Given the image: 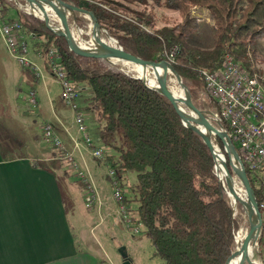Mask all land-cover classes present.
I'll use <instances>...</instances> for the list:
<instances>
[{
    "label": "trees",
    "instance_id": "16d2710c",
    "mask_svg": "<svg viewBox=\"0 0 264 264\" xmlns=\"http://www.w3.org/2000/svg\"><path fill=\"white\" fill-rule=\"evenodd\" d=\"M14 1L0 0V17L12 19L8 13ZM71 1L78 7L83 3ZM124 1L144 4L148 0ZM151 1L179 12L181 21L154 27L150 16L143 12L128 16L111 4L105 8L103 2L89 3L87 10L124 50L145 60L168 61L197 107L198 92L205 89L200 69H218L224 55L230 54L254 72L249 47L264 37V0ZM193 5L208 11L214 32V45L209 49L187 40L198 25L190 12ZM16 19L25 33L32 34L43 58L53 48L68 79L88 88L90 97L83 108L95 115L100 142L112 144L118 153L116 157L104 155L106 165L113 170V179L121 185L128 172H135L137 205L130 217L142 226L154 256L161 264H225L234 248L239 223L201 136L185 126L163 97L147 88L141 79L73 52L64 36L55 34L33 14L18 10ZM22 74L34 90L38 78L28 67H22ZM216 142L224 152L222 142L218 138ZM47 165L60 168L61 161L49 158ZM227 168L231 172L228 160ZM106 179L110 181L111 177ZM252 187L258 204L264 203V189ZM121 203L130 210L125 197Z\"/></svg>",
    "mask_w": 264,
    "mask_h": 264
},
{
    "label": "rangeland",
    "instance_id": "374dc122",
    "mask_svg": "<svg viewBox=\"0 0 264 264\" xmlns=\"http://www.w3.org/2000/svg\"><path fill=\"white\" fill-rule=\"evenodd\" d=\"M19 1L20 0L14 1L15 6H12L9 9L8 16L13 18L16 17L18 10H24L26 13L33 14L28 9L27 1ZM82 1L83 3L80 5V7L86 10L89 3L100 4L103 2V6L105 8L111 4L112 6L116 7L120 13L126 14L128 16L134 15L135 11L143 12L144 14L150 16L154 27H161L163 25L170 26L181 21L179 12L170 11L163 7H159L151 0H148L144 4L129 3L124 0ZM107 1L110 2L107 3ZM118 4L121 6H118ZM190 12L191 15L196 18L198 25L192 32L188 34V42L191 45L203 49L211 48L214 45V32L212 22L208 18L207 9L200 5H193L190 8ZM79 19L85 32L84 37L86 36L85 39L88 40V42L85 44H91V37L86 33L88 20L85 14H80ZM66 23L67 25L73 27V32L76 36L72 18L69 15H67ZM52 24L56 25L54 21H52ZM102 28L104 27L101 26V30L104 36H106V33ZM249 48L250 67L254 70V73L258 74L259 76H264V37L256 40L250 45ZM27 58L32 63L29 65L21 64V66H27L38 78L37 85L39 96L37 95V92L33 90L35 92L36 106L33 108V106L28 102L29 99L28 101H22V106L26 108L31 107L36 111L38 110L42 114H40L38 117L33 116V118H35L37 121L38 128H40V130L38 129L37 136L38 141H40L39 143L41 144L40 148L42 151L48 152L47 154L49 158L56 157L60 159V168L64 177L67 178L66 187L68 188L70 194V206H79L83 211L86 210L84 211L86 215V223L84 222V218L83 223L86 226L85 233L87 239L92 242V244L102 255L103 259H105V261L109 264H122V252H124L129 257V260L132 264H159L161 260L153 255V247L151 246L148 238L141 231L142 226L140 224H136L134 226L137 228V231L139 229L141 232L138 231L137 233L136 229L130 230V228H128L123 222L124 220L121 216L122 212H120L118 201L113 198V190L114 188H117L122 192V197H125L128 200L130 210H128L127 213L131 215L132 211L137 205L136 201L134 200L135 194L133 188L136 181L135 172H128L121 185L118 183L114 184L112 180L108 181L106 179L108 176V166L104 160H98L94 158L92 156L91 149L82 142L81 136L76 129L74 120L72 121V117H74V113L72 116V108L70 104L64 102L60 97V86L51 76L48 65L46 64L45 59H43L39 53V50L35 47L33 39H30ZM105 65L114 70H121L125 73H128L121 67L120 64ZM22 91L23 93H28L25 85L22 87ZM89 97L90 94L88 88H84L79 96V99L77 100L78 104L81 106V109L82 106H86L89 101ZM197 102L199 104V108L210 111L213 110V106H210L211 102L207 97L205 90H200L198 92ZM86 115L88 118H86ZM86 115H84V117L88 126V134L95 143H98L99 147L102 149V152H104V155L113 154L116 157L118 153L113 148L112 144L107 145L106 143L104 144L100 142L101 140H99L100 138L98 134L100 126L95 115L92 112H87ZM43 118L44 120H42ZM48 122H52L55 126L60 127L59 130L63 132V134L67 133V135H69L70 132H67V130L65 131L64 129L73 125V127L70 128L72 133L71 135L72 137H78L81 142V145L79 146H74L73 144V156L68 155L69 151L65 148L66 143H64V141L62 143L63 148H61L57 147L45 138L43 128ZM115 142L116 144L120 143L119 140ZM215 144L218 145L216 138ZM33 157H35L37 160L39 158L38 155ZM93 206L94 213L92 212ZM109 206L111 208L110 211H108ZM123 206L127 208L125 203H123ZM114 209H116L115 212H113ZM234 216L237 217V221L239 223V228L237 231H241L246 225L247 217L240 203H237ZM261 218L263 229L257 244L258 246H254V251L258 247V253L264 264V209L261 211ZM254 257L257 259L256 251Z\"/></svg>",
    "mask_w": 264,
    "mask_h": 264
},
{
    "label": "crops",
    "instance_id": "0c3cea01",
    "mask_svg": "<svg viewBox=\"0 0 264 264\" xmlns=\"http://www.w3.org/2000/svg\"><path fill=\"white\" fill-rule=\"evenodd\" d=\"M24 85L29 93L21 63L7 50L0 30V264H109L86 237V210L70 206L61 168L47 165L33 118L41 113L22 106L29 98ZM34 90L39 96L37 83ZM52 125L73 156V144L81 145L71 135L73 125L64 129L69 135Z\"/></svg>",
    "mask_w": 264,
    "mask_h": 264
},
{
    "label": "built area",
    "instance_id": "2783aa9c",
    "mask_svg": "<svg viewBox=\"0 0 264 264\" xmlns=\"http://www.w3.org/2000/svg\"><path fill=\"white\" fill-rule=\"evenodd\" d=\"M0 30L10 54L21 64L32 63L27 58L32 34L23 31L20 21L16 18L8 20L7 17H0ZM43 59L48 65L51 76L60 86V97L70 104L74 112V123L82 142L91 149L94 158L104 160V152L88 134L84 114L77 102L83 90L82 86L68 79L65 68L60 59L55 56L53 48L48 49ZM199 74L205 82V93L213 104L211 112L220 121L232 146L238 152L245 170L249 173L251 185L264 189V83L262 82L264 76L251 72L230 54L224 55L220 68L200 69ZM28 99L34 108L36 98L33 90L29 92ZM43 133L47 140L63 148L62 141L55 133L52 123L48 122L45 125ZM108 175L114 184L117 183L113 179V170L110 168H108ZM122 196V192L114 188L113 198L119 203L123 222L130 230L137 231L134 227L136 224L121 203ZM259 208L264 209V203H260Z\"/></svg>",
    "mask_w": 264,
    "mask_h": 264
},
{
    "label": "water",
    "instance_id": "95a60500",
    "mask_svg": "<svg viewBox=\"0 0 264 264\" xmlns=\"http://www.w3.org/2000/svg\"><path fill=\"white\" fill-rule=\"evenodd\" d=\"M27 2H39L40 0H25ZM51 1V0H48ZM64 3L68 15L72 18V22L74 25V29L76 32V44L71 42L69 38L68 32L61 30L59 28H55L54 25L45 17H40L35 14L36 17L41 19L44 24L55 34L64 36L66 38V41L68 43V47L70 50L73 52L84 56L90 60L97 61L99 63L103 64H112L116 65L120 62H130L138 67H147L148 71L151 73L154 82H155V87H150L147 85L144 80L142 79L141 76L139 75H132L133 77L139 78L142 80V82L145 84V86L149 89H152L156 91L158 94H160L163 99L171 106L173 111L180 117L182 123L193 129L197 134H199L204 141V143L207 145L209 148L212 158H214V150H213V143L211 138L208 135L203 134L200 129L198 128L200 125H204L206 129H210V127H214L216 130V138H218L222 142L223 150H224V156H223V164L225 167H227V160H228V165L232 171V173L236 174L239 178L240 183L243 185L247 192V201H248V212L250 214V219H246V225L244 226V232L242 235V239L240 243L237 245V231L234 232V242H235V247L233 248L231 254L228 256L226 263L228 262L229 258L236 252H239V257L241 259V262L243 264H263L262 259L260 258V255L258 253V247L255 250L257 259L253 260L251 255H248V249L249 246L251 245L253 239L257 235V243L259 241L262 229H263V223H262V218H261V211L259 209V204L257 202L253 187L249 181V178L246 175L245 168L240 160L239 154L236 151V149L232 146L227 133L224 131L222 124L220 123L219 120H217L214 116L213 113L210 110L207 109H201L197 106H195L192 101L186 102L184 99H181L179 97L174 96L170 90L167 88L165 79L163 74L160 71V62L157 60H145L131 52H128L124 50L121 45L117 42L115 38L110 36L106 29L102 28L106 35L111 37L116 41L117 46L116 47H104L103 50L100 51H91L86 47V39L84 37V30L80 22V14H89L94 22L101 28L100 24L97 23L96 17L93 15L91 11H88L86 9H83L81 7L76 6L71 0H58ZM67 20V18H66ZM163 61V60H162ZM166 61V60H164ZM169 66L171 67L170 63L167 61ZM172 69V67H171ZM172 71L176 74L177 78L181 80L179 75L172 69ZM187 88V87H186ZM188 90V89H187ZM189 94V91H188ZM189 99H190V94H189ZM182 106L187 108L189 112H185L182 109ZM198 113V115H195L193 113ZM232 158L238 165V168L235 169L232 164ZM214 165V161H213ZM214 173L218 177L215 169ZM219 180V178H218ZM220 181V180H219ZM223 187V186H222ZM225 191V189H224ZM226 192V191H225ZM231 193L235 195V187L231 186ZM227 194V192H226ZM228 195V194H227ZM237 203H240L242 208L244 209V205L241 201H234L232 203V214L234 216L235 210ZM245 212V211H244ZM258 246V245H257ZM237 247V248H236ZM123 253V263L122 264H132L131 261L127 258L126 254ZM225 263V264H226Z\"/></svg>",
    "mask_w": 264,
    "mask_h": 264
},
{
    "label": "bare ground",
    "instance_id": "6f19581e",
    "mask_svg": "<svg viewBox=\"0 0 264 264\" xmlns=\"http://www.w3.org/2000/svg\"><path fill=\"white\" fill-rule=\"evenodd\" d=\"M28 9L35 15L40 17H45L48 19L51 23L54 21L56 25H54L55 28H59L61 30H64L68 32L69 38L71 42L76 44V36L73 32V27L67 25L66 18H67V9L61 1L58 0H40L37 2H28L27 4ZM88 25H87V31L86 33L91 37V44H86V47L91 51H100L103 50L104 47H116V41L109 37L108 35L104 36L102 33L101 28L94 22L93 18L89 14H85ZM88 40H86V43ZM121 65V67L127 71L128 73L132 75H139L142 77L144 82L149 85L150 87H155L154 79L151 75V73L148 71L147 67H138L137 65L130 63V62H120L118 63ZM160 71L164 76L167 88L170 90V92L181 99H184L186 102H190L189 94L186 86L183 84L182 81H180L176 74L172 71L171 67L167 63V61H161L160 62ZM182 109L185 112H189L187 108L182 106ZM195 115H198V113H193ZM200 131L208 135L213 143V150H214V169L218 175V178L220 180L221 185L227 192L229 198L231 199L232 203L234 201H241L244 205V211L246 214L247 219H250V214L248 212V201H247V192L243 185L240 183L239 178L236 174L229 172V169L224 166L223 164V156L224 153L221 151L218 145L215 144V138H216V130L214 127H210V129H206L204 125H200L198 127ZM232 164L235 169L238 168V165L232 158ZM231 186L235 187V195L231 193ZM244 229L241 231H237V245L240 243L242 239ZM257 235L253 239L251 245L248 249V255L252 256L253 260H256L254 257L255 251L254 246H257ZM235 244V242H234ZM235 247V246H234ZM237 248V247H236ZM226 264H243L241 262V259L239 257V252L234 253L228 260Z\"/></svg>",
    "mask_w": 264,
    "mask_h": 264
}]
</instances>
